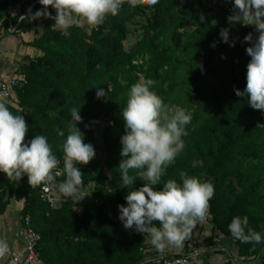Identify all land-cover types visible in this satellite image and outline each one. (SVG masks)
I'll return each mask as SVG.
<instances>
[{
    "label": "trees",
    "instance_id": "obj_1",
    "mask_svg": "<svg viewBox=\"0 0 264 264\" xmlns=\"http://www.w3.org/2000/svg\"><path fill=\"white\" fill-rule=\"evenodd\" d=\"M24 2L0 0V17L7 7L23 10L28 6ZM227 18L224 10L204 0H160L153 7H131L126 2L118 15L108 16L98 27L87 31L73 27L71 37L51 24L52 19L43 18L42 34L32 42L40 55L19 67L21 80L10 106L29 125L25 142L35 135L48 137L61 161L58 183L66 178L63 143L70 110L80 107L83 121L77 126L85 143H91V121L105 123L102 158L89 168L77 165L83 184H92L90 199L81 207L69 200L53 209L41 200L39 188L31 187L27 175L16 181L0 173V213L13 195L24 200L21 212L30 216L41 236L37 250L43 264H145L140 260L148 234L126 230L118 208L126 205L130 191L146 183L137 177L131 188L121 186L119 170L125 133L122 109L130 86L141 76L156 81L155 91L170 107L185 106L193 112L186 147L162 181L179 179L181 171L205 174L215 186L207 219L213 235L233 241L245 261L264 250V243L241 242L228 228L233 217L247 215L249 227L264 234V110L254 109L235 92L246 86L250 42L244 37L257 33L248 25H232ZM223 28L229 29L235 46L222 41ZM94 85L105 90L111 85L112 90L108 97L97 98ZM60 130L64 136L58 135ZM193 160H202L203 166L192 168Z\"/></svg>",
    "mask_w": 264,
    "mask_h": 264
},
{
    "label": "clouds",
    "instance_id": "obj_2",
    "mask_svg": "<svg viewBox=\"0 0 264 264\" xmlns=\"http://www.w3.org/2000/svg\"><path fill=\"white\" fill-rule=\"evenodd\" d=\"M126 2L131 7L139 4L153 7L160 0H39L44 7L34 13L29 10V15L23 17L30 22L40 17L51 18L65 37H71L73 27L86 31L98 27L108 16L118 15ZM48 6L55 10V15ZM233 7V14L227 18L229 23L253 26L257 33L249 32L244 37L245 42H250L246 48L250 56L246 86L243 90L236 88L235 92L239 97H246L254 109L264 110V0H233ZM200 20H205L203 14ZM220 37L223 42L235 46V40L229 41L228 28L221 29ZM215 46L216 42L213 43ZM155 85V80L141 76L127 92L122 109L125 133L120 141V185L131 188L137 177L146 183L130 191L125 197L126 205L120 204L118 208L124 228L148 234L150 243L163 254L170 245L181 247L192 230L207 221L215 186L205 174L190 175L186 171L179 173V179L162 181L168 166L175 164L186 147L185 138L189 136L193 112L185 106L170 107L155 91ZM93 87L97 89V98L108 97L112 90L111 85L107 90L101 85ZM70 111L71 120L63 143L66 178L57 183L55 170L61 161L53 152L48 137L35 135L25 142L29 125L24 115L14 113L6 101L0 100V173L16 181L27 175L31 187L53 185L57 195L71 198L77 204L85 196H79L83 176L77 165L89 163L95 157L96 149L91 143L84 142L85 134L77 126V122L83 121L80 107ZM58 135L65 133L60 130ZM197 166L202 167L203 161L193 160L192 168ZM133 170L134 175L130 174ZM157 185L162 188L157 189ZM154 222H159L158 226ZM228 228L241 242L264 243V234L249 227L247 215L233 217ZM8 250L7 241L0 238V257Z\"/></svg>",
    "mask_w": 264,
    "mask_h": 264
},
{
    "label": "crops",
    "instance_id": "obj_3",
    "mask_svg": "<svg viewBox=\"0 0 264 264\" xmlns=\"http://www.w3.org/2000/svg\"><path fill=\"white\" fill-rule=\"evenodd\" d=\"M23 10L19 7L11 9L7 7V11L0 17V80L4 77L18 76V69L26 62L28 58H34L40 55V51L32 45L35 38L42 34L44 26V17H40L30 22L28 18L23 16L29 15V10L34 13L36 10L44 6H31L28 2ZM48 10L55 15V10L48 6ZM17 18L15 22L13 19ZM51 20V18H47ZM51 24L55 22L51 20ZM0 100L6 101L9 106L15 104V90L12 91L8 98ZM7 194V193H6ZM5 194V195H6ZM70 200H73L70 198ZM79 206V204L77 203ZM24 200L10 198L6 208L0 213V238L7 241L10 252L16 253L20 258L24 256L23 242L19 236L20 219L22 216V208ZM213 229L207 220L197 225L187 240H194L197 247L207 251V253L198 257L193 264H222L225 261L244 262L245 260L238 257L237 245L228 239L221 238L219 244H212ZM159 252L150 243L149 235L146 236V243L142 249L141 262L149 264ZM258 258L264 264V250ZM0 264H17L13 260L11 254L7 253L4 257H0ZM35 264H43L39 261Z\"/></svg>",
    "mask_w": 264,
    "mask_h": 264
},
{
    "label": "built area",
    "instance_id": "obj_4",
    "mask_svg": "<svg viewBox=\"0 0 264 264\" xmlns=\"http://www.w3.org/2000/svg\"><path fill=\"white\" fill-rule=\"evenodd\" d=\"M28 2L31 6L40 4L39 0H23ZM204 2L212 8L224 10L227 15H232L234 7L231 0H204ZM41 5V4H40ZM253 31L254 27L251 26ZM21 77H4L0 80V99L8 98L12 91L20 84ZM58 175L61 176L62 169L60 165L55 170ZM40 191V198L43 202L47 203L51 208H60L65 202H68L70 198H65L62 195H57L54 191L53 185L42 184L37 186ZM19 236L23 242L24 256L20 258L16 253L8 251L11 254L14 261L17 264H35L40 261L37 245L41 239L40 234L31 226L30 216L28 214L22 215L20 219ZM221 237L218 234L212 236V244H219ZM207 251L197 247L194 240H186L181 247L168 246L163 254L159 253L149 264H193V261ZM232 262V261H231ZM223 262L222 264H224ZM232 264H263L257 257L249 259L244 262L234 261Z\"/></svg>",
    "mask_w": 264,
    "mask_h": 264
},
{
    "label": "rangeland",
    "instance_id": "obj_5",
    "mask_svg": "<svg viewBox=\"0 0 264 264\" xmlns=\"http://www.w3.org/2000/svg\"><path fill=\"white\" fill-rule=\"evenodd\" d=\"M232 1V0H231ZM235 38H238L237 33L233 34ZM134 35L133 37H130L128 40L129 42H132L134 40ZM138 62H140V60H138ZM174 108V107H173ZM104 120H96L92 122V137H91V144L95 147L96 149V155L95 157L87 164H83V167L85 168H89V166L91 164H93V162L95 160H100L103 156V153L101 152V131L102 128L104 127ZM91 189H92V184L88 183V184H83L80 192H79V196H83L85 195L79 202H77L79 204V207L83 206L85 203H87L90 199V194H91Z\"/></svg>",
    "mask_w": 264,
    "mask_h": 264
},
{
    "label": "water",
    "instance_id": "obj_6",
    "mask_svg": "<svg viewBox=\"0 0 264 264\" xmlns=\"http://www.w3.org/2000/svg\"><path fill=\"white\" fill-rule=\"evenodd\" d=\"M93 121H96V120H92L91 122H93Z\"/></svg>",
    "mask_w": 264,
    "mask_h": 264
}]
</instances>
